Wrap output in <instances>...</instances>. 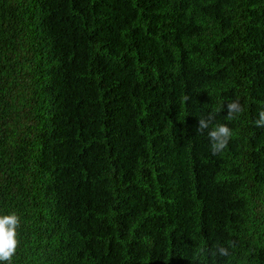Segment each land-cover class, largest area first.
I'll return each mask as SVG.
<instances>
[{
	"label": "trees",
	"instance_id": "16d2710c",
	"mask_svg": "<svg viewBox=\"0 0 264 264\" xmlns=\"http://www.w3.org/2000/svg\"><path fill=\"white\" fill-rule=\"evenodd\" d=\"M262 109L264 0H0L11 264H264Z\"/></svg>",
	"mask_w": 264,
	"mask_h": 264
},
{
	"label": "clouds",
	"instance_id": "9594fccd",
	"mask_svg": "<svg viewBox=\"0 0 264 264\" xmlns=\"http://www.w3.org/2000/svg\"><path fill=\"white\" fill-rule=\"evenodd\" d=\"M226 110L227 119L233 120L243 111V108L238 100H233L227 104ZM213 119V115L198 119L197 130L200 132L208 130L207 135L211 142V152L216 155L222 153L228 147L233 131L222 123L216 124L210 129ZM253 124L257 128L264 129V109L259 111L258 118L253 121ZM20 223V216L15 212L0 215V261L6 262V264H11L12 257L16 252L18 245L17 229L20 227ZM212 254L219 257H228L230 252L228 247L217 245Z\"/></svg>",
	"mask_w": 264,
	"mask_h": 264
}]
</instances>
